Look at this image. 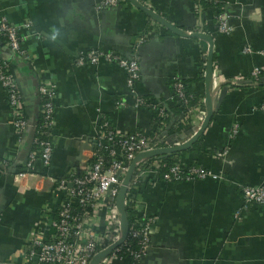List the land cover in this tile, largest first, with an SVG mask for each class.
<instances>
[{
  "label": "crops",
  "instance_id": "crops-1",
  "mask_svg": "<svg viewBox=\"0 0 264 264\" xmlns=\"http://www.w3.org/2000/svg\"><path fill=\"white\" fill-rule=\"evenodd\" d=\"M176 28L200 32L214 40L212 89L214 117L202 135L203 150L181 156L216 174L204 180L160 183L143 192L144 209L154 218L151 246L140 264H264V205L242 198V186L264 182V0H220L198 13L196 0H144ZM101 0H0V18L16 28L30 59L14 54L0 39V64L18 82L28 121L20 134L0 81V264H24L23 248L39 229L54 179L77 168L91 155L90 139L106 118L124 134L155 132L161 106L170 122L179 118L173 84L184 80L204 106L192 109L188 135L203 125L205 62L209 42L182 37L125 2L101 8ZM230 16L234 31L216 30V12ZM199 28V29H198ZM150 38L141 39L143 33ZM250 45L252 53H245ZM90 50L116 52L136 58L138 80L130 86L125 68L108 62L77 64ZM53 83V148L47 175L15 177L24 170L42 114L41 85ZM145 102L136 106L137 101ZM182 119L179 120L181 122ZM183 144V143H182ZM41 167V168H40ZM46 167V166H44ZM114 264H129L121 258Z\"/></svg>",
  "mask_w": 264,
  "mask_h": 264
},
{
  "label": "built area",
  "instance_id": "built-area-1",
  "mask_svg": "<svg viewBox=\"0 0 264 264\" xmlns=\"http://www.w3.org/2000/svg\"><path fill=\"white\" fill-rule=\"evenodd\" d=\"M149 8L144 0H133ZM198 13L202 11V2L218 3L220 0H196ZM130 0H101V8L121 6ZM199 29V28H198ZM216 30L224 35H230L234 27L230 16L222 9L216 12ZM200 32V30H197ZM0 36L6 39V46L21 57L30 59L26 50L21 46L16 28L5 18H0ZM141 39L150 38V34L143 33ZM245 53H252L250 45L244 47ZM116 63L129 73L128 84L132 86L139 77L138 60L134 57L126 58L112 51L90 50L77 58V64L86 63L98 65L100 62ZM207 58L205 62V71ZM251 75L255 79H264L261 67L253 68ZM0 81L7 90L8 104L15 116L16 128L20 134L28 129V121L23 105L20 86L14 75L6 65L0 64ZM40 94L44 99L42 117L45 121L39 138H35L28 153V163L24 172L15 173V177L35 173L37 163L43 166L51 164L53 148L49 141L54 123L55 98L57 95L53 83L41 85ZM186 87L178 83L175 88V98L184 104ZM142 99L136 106L142 105ZM264 108V106H263ZM192 110L185 115L191 118ZM159 115L163 118L170 116L167 107L161 106ZM158 134L149 135L136 131L124 134L117 131L106 118L101 120L99 134L90 139L91 155L89 158L81 156L77 168L70 170L65 176L54 179L49 201L45 205L46 214L39 229L24 245V264H91L92 258L99 252L116 244L122 238V219L118 207V194L126 172L135 157L146 150L178 146L187 139L183 134L174 132L169 135L162 127ZM150 136L152 147L140 151V136ZM190 139V138H189ZM164 156V155H161ZM161 156L141 160L133 173V177L126 195V206L137 212L141 228L129 229L131 233L99 264H114L121 258L133 257L140 261L151 246L149 229L154 218L144 209L143 192L146 188L155 187L160 183L170 184L181 180H204L218 177L197 166L189 159ZM7 164L0 163V171L8 172ZM242 198L251 205H264V182L255 186H242ZM138 239L136 242L134 239ZM137 246L139 248H137ZM126 254L122 256L121 252ZM132 258V259H133ZM130 264V262H129Z\"/></svg>",
  "mask_w": 264,
  "mask_h": 264
},
{
  "label": "water",
  "instance_id": "water-1",
  "mask_svg": "<svg viewBox=\"0 0 264 264\" xmlns=\"http://www.w3.org/2000/svg\"><path fill=\"white\" fill-rule=\"evenodd\" d=\"M130 2L140 8L144 13H146L148 16H150L152 19L158 21L160 24H162L164 27L169 29L171 32L182 36V37H193L201 40H205L209 42V50L207 54V66H206V73H205V107H206V118L201 126V128L186 142L183 144H180L178 146L173 147H165V148H157L152 150H146L141 153H139L135 159L133 160L132 164L130 165L129 169L126 172L125 178L122 182V185L119 190L118 194V207L119 211L121 213V219H122V238L113 246H110L106 250H103L96 254L91 261V264H99L100 261L107 257L111 252L120 245L124 239L128 236L130 225L128 221L127 211H126V195L128 193V189L133 177L134 170L136 168V165L143 159L147 158H154L161 155L166 154H172L177 152H183L188 149H190L199 138L202 137L205 130L208 128L210 122L212 121L214 117V110H213V99H214V93L217 89H212V82H213V72H214V40L211 38L210 35L204 34L202 32H186L180 28H176L172 24H170L167 20L159 16L157 13H155L152 9L146 8L142 4H139L138 2H134L133 0H130Z\"/></svg>",
  "mask_w": 264,
  "mask_h": 264
},
{
  "label": "trees",
  "instance_id": "trees-1",
  "mask_svg": "<svg viewBox=\"0 0 264 264\" xmlns=\"http://www.w3.org/2000/svg\"><path fill=\"white\" fill-rule=\"evenodd\" d=\"M203 8H205V6H211V5H217L218 3H206V2H202L201 3ZM0 39L4 41V43H6V39L3 38L2 36H0ZM178 83H183L185 84V87H186V94H185V97H184V104L182 103H176V105L173 107V110H174V113L178 116L179 120L182 119L181 122H178L177 123H171L170 122V119L169 117L167 118H163L161 116H159L158 118L155 119V125H156V130H155V134H158L159 132V129H163L162 127H164L165 129L168 130V133L169 135L173 134L174 132L176 131H180V130H184L188 135H190L192 133V129L190 127V120L191 118H188L186 115H185V112L186 111H189V110H192V109H195L197 107H200V106H204L203 102H202V97L200 95H197L196 92H194V90L191 89V87H188L187 83L182 80L181 78H176V80L174 81V84H173V90L175 92V88H176V85ZM42 100V105L44 104V99H41ZM45 124V121L42 117V114L38 117V120L36 122V125H35V138H39L40 135H41V132L43 131V126ZM178 129V130H177ZM140 139L142 141V143H140V151H143V150H146L150 147H152L153 145V139L150 137V136H140ZM201 141H202V138H199L198 141L188 150L186 151H183V152H177V153H172V154H166L164 156H161L163 158H173V157H176V158H180L182 155L184 154H187V153H191V152H194V151H200V150H203V147L201 146ZM174 146L176 143H174ZM199 166V165H197ZM200 167V166H199ZM41 168V167H40ZM48 167H44L43 166V169L41 171H38L36 170V172H38L40 175H47L46 171H47ZM25 169L23 170L22 168L20 170H17L15 171V173H18V172H24ZM1 173V171H0ZM59 179V178H58ZM130 205L131 204H127L126 206V211H127V216H128V221H129V225H130V228L133 229V228H141L142 227V223L139 222V216L137 214L136 211H134L132 208H130ZM129 233H131V231H129ZM128 233V234H129ZM139 238H135L134 240L137 242ZM137 248H139L137 246ZM122 256L126 257V254L124 253V250L123 252H121ZM133 257H129V262L130 264H139V261L136 260L135 258Z\"/></svg>",
  "mask_w": 264,
  "mask_h": 264
}]
</instances>
